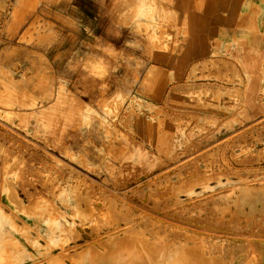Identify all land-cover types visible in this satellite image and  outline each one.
Returning a JSON list of instances; mask_svg holds the SVG:
<instances>
[{
	"label": "rangeland",
	"instance_id": "374dc122",
	"mask_svg": "<svg viewBox=\"0 0 264 264\" xmlns=\"http://www.w3.org/2000/svg\"><path fill=\"white\" fill-rule=\"evenodd\" d=\"M215 48L184 79L168 78L151 105L131 98L82 109L80 126L99 141L72 153L54 143L56 117L41 111L34 129L33 115L0 103L1 264H148L165 251L188 254L189 264H243L255 252L264 264V59L245 40ZM196 233L217 244L201 250ZM177 238L188 246H172ZM9 240L23 249L5 252Z\"/></svg>",
	"mask_w": 264,
	"mask_h": 264
},
{
	"label": "crops",
	"instance_id": "0c3cea01",
	"mask_svg": "<svg viewBox=\"0 0 264 264\" xmlns=\"http://www.w3.org/2000/svg\"><path fill=\"white\" fill-rule=\"evenodd\" d=\"M239 40L264 59V0H0V103L34 129L41 111L56 117L52 142L72 153L99 141L82 109L151 105L168 78Z\"/></svg>",
	"mask_w": 264,
	"mask_h": 264
},
{
	"label": "bare ground",
	"instance_id": "6f19581e",
	"mask_svg": "<svg viewBox=\"0 0 264 264\" xmlns=\"http://www.w3.org/2000/svg\"><path fill=\"white\" fill-rule=\"evenodd\" d=\"M131 15V14H130ZM211 15V14H210ZM209 16V15H208ZM132 17V16H131ZM127 20V19H126ZM142 31V30H141ZM215 60V59H214ZM94 61V60H93ZM89 62V61H88ZM153 62V61H152ZM204 62H206V61H204ZM218 62V61H217ZM86 64V63H85ZM89 64H90V62H89ZM159 64V63H158ZM212 64V63H211ZM223 64V63H222ZM225 64V63H224ZM95 65H97V64H95ZM203 65V64H202ZM227 65V64H226ZM218 67V66H217ZM93 68V67H92ZM98 69H99V67H98ZM150 69V68H149ZM194 69V68H193ZM95 70H96V67H95ZM95 70H94V72H95ZM103 70V69H102ZM151 70V69H150ZM195 70V69H194ZM207 70H209V69H207ZM98 71V70H97ZM193 71V70H192ZM91 72V71H90ZM153 72V71H152ZM225 73V72H224ZM154 74H155V71H154ZM153 74V75H154ZM152 75V76H153ZM189 75V74H188ZM193 77V76H192ZM193 86V85H192ZM237 88V87H236ZM257 122V121H256ZM249 125V124H248ZM251 128V127H250ZM4 131V130H3ZM236 132V131H235ZM10 134V133H9ZM258 134V133H257ZM260 134V133H259ZM0 137H1V135H0ZM226 137V136H225ZM51 138V137H50ZM11 140V139H10ZM220 140V139H219ZM257 140H258V138H257ZM3 141V140H2ZM12 141V140H11ZM48 141V140H47ZM250 142V141H249ZM249 142H248V144H249ZM35 144V143H34ZM234 144V143H233ZM11 146H12V144H11ZM1 147V146H0ZM3 148V147H2ZM232 148V147H231ZM262 148V147H261ZM264 148V147H263ZM5 150V149H4ZM10 150V149H9ZM18 150V149H17ZM220 150H221V147H220ZM42 151V150H41ZM213 151V150H212ZM230 151V150H229ZM263 151V149L261 150V152ZM11 152V151H10ZM25 152V151H24ZM214 152V151H213ZM246 152H248V151H246ZM264 152V151H263ZM1 153H2V151H1ZM5 153V152H4ZM207 153V152H206ZM258 153H259V151H258ZM3 154V153H2ZM20 154H21V152H20ZM221 154V153H220ZM232 154V153H231ZM5 155V154H4ZM14 155V154H13ZM32 155V154H31ZM202 155V154H201ZM12 156V155H11ZM258 156V155H257ZM1 157V156H0ZM34 157V156H33ZM201 157V156H200ZM199 157V158H200ZM208 157V156H207ZM5 158H6V156H5ZM206 158V157H205ZM4 159V158H3ZM216 159V158H215ZM5 160V159H4ZM181 160V159H180ZM187 160V159H186ZM203 160V159H202ZM206 160H207V158H206ZM253 160H254V158H253ZM8 161V160H7ZM27 161V160H26ZM59 161V160H58ZM217 161V160H216ZM255 161H257V160H255ZM254 161V162H255ZM2 162V161H1ZM29 162V161H28ZM261 162V161H260ZM5 163V162H4ZM27 163V162H26ZM25 163V164H26ZM257 163V162H256ZM1 164V163H0ZM18 164V163H17ZM13 165V164H12ZM192 165V164H191ZM35 166V165H34ZM17 167H18V165H17ZM22 167H24V166H22ZM0 168H1V166H0ZM10 168H12L11 166H10ZM9 168V169H10ZM14 168V167H13ZM27 169V168H26ZM223 169V168H222ZM22 170V169H21ZM2 171V170H1ZM33 171V170H32ZM76 171V170H75ZM78 171V170H77ZM162 171V170H161ZM6 172V171H5ZM18 172V171H17ZM22 172V171H21ZM190 172V171H189ZM194 172V171H193ZM4 173V172H3ZM23 173V172H22ZM166 173V172H165ZM164 173V174H165ZM16 174V173H15ZM37 174V173H36ZM167 174V173H166ZM170 174V173H169ZM185 174H187V173H185ZM20 175H21V173H20ZM35 175V174H34ZM41 175V174H40ZM82 175V174H81ZM146 175V174H145ZM181 175V174H180ZM190 175H192L191 173H190ZM22 176V175H21ZM27 176V175H26ZM149 176V175H148ZM147 176V177H148ZM155 176V175H154ZM157 176V175H156ZM15 177V176H14ZM18 177H20V176H18ZM35 177V176H34ZM38 177H40V176H38ZM84 178H86V175H84ZM88 178V177H87ZM159 178V177H158ZM157 178V179H158ZM16 179V178H15ZM54 179V178H53ZM148 179H149V177H148ZM153 179V178H152ZM2 180V179H1ZM40 180V179H39ZM90 180V179H89ZM118 180V179H117ZM123 180V179H122ZM140 180V179H139ZM143 180V179H142ZM146 180H147V178H146ZM15 181V180H14ZM35 181V180H34ZM53 181V180H52ZM85 181V180H84ZM91 181H92V179L90 180V182L89 183H91ZM137 181H138V179H137ZM136 181V182H137ZM141 181V180H140ZM16 182V181H15ZM38 182H40V181H38ZM86 182V181H85ZM84 182V183H85ZM96 182V181H95ZM94 182V183H95ZM41 183V182H40ZM75 183V182H74ZM81 183H82V181H81ZM83 183V184H84ZM87 183V182H86ZM86 183H85V185H86ZM124 183V182H123ZM126 183V182H125ZM130 183V182H129ZM133 183V182H132ZM135 183V182H134ZM139 183V182H138ZM141 183V182H140ZM263 183V182H262ZM11 184V183H10ZM73 184V183H72ZM78 184V183H77ZM92 184V183H91ZM168 184H169V182H168ZM22 185V184H21ZM40 185V184H39ZM74 185H76V184H74ZM153 185V184H152ZM19 186V185H18ZM23 186V185H22ZM43 186V185H42ZM50 186V185H49ZM91 186H93V185H91ZM95 186H97V185H95ZM133 186V185H132ZM131 186V187H132ZM136 186H137V184H136ZM45 187V186H44ZM72 187V186H71ZM77 187H79V186H77ZM81 187V186H80ZM128 187H130L129 185H128ZM128 187H126V188H128ZM161 187V186H160ZM70 188V187H69ZM53 189V188H52ZM71 189V188H70ZM69 189V190H70ZM161 189V188H160ZM169 189V188H168ZM168 189H166V190H168ZM72 190H74V189H72ZM80 190V189H79ZM123 190V189H122ZM128 190V189H127ZM130 190H132L131 188H130ZM155 190V189H154ZM165 190V189H164ZM163 190V191H164ZM24 191V190H23ZM77 192H78V190H76ZM76 191H75V194H76ZM93 191V190H92ZM162 191V192H163ZM26 192V191H25ZM28 192V191H27ZM74 192V191H73ZM124 192V191H123ZM161 192V193H162ZM167 192V191H166ZM115 193V192H114ZM129 193V192H128ZM160 193V194H161ZM164 193V192H163ZM162 193V194H163ZM32 194V193H31ZM36 194V193H35ZM40 194V193H39ZM53 194V193H52ZM96 194H98V193H96ZM110 194H113V193H110ZM126 194V193H125ZM133 194V193H132ZM27 195V194H26ZM83 195H85V194H83ZM83 195H82V198H83V200H86V201H84L83 203H86V202H88V198H84L83 197ZM88 195V194H87ZM116 195V194H115ZM114 195V196H115ZM98 196V195H97ZM102 196V195H101ZM112 196V195H111ZM118 196V195H117ZM123 196V194L120 196V197H122ZM127 196V195H126ZM162 196V195H161ZM29 197V196H28ZM46 197V196H45ZM74 197V196H73ZM119 197V196H118ZM119 197V198H120ZM47 198V197H46ZM77 198V199H76ZM91 198V197H90ZM90 198H89V200H90ZM122 198H124L125 199V197H122ZM131 198V197H130ZM135 198V197H134ZM30 199V198H29ZM75 199L76 200H78L79 199V196H75ZM97 199H98V197H97ZM96 199V200H97ZM101 200V199H100ZM107 200V199H106ZM109 200V199H108ZM119 200V199H118ZM121 200H123V199H121ZM91 201H93V200H91ZM95 201V200H94ZM120 201V200H119ZM125 201H126V199H125ZM77 202V201H76ZM80 202H82V201H80ZM127 202V201H126ZM49 203V202H48ZM52 203V202H51ZM79 203V202H78ZM107 203V202H106ZM129 203V202H128ZM28 204V203H27ZM35 204V203H34ZM101 204V203H100ZM127 204V203H126ZM131 204V203H130ZM52 205V204H51ZM86 206H87V204H85ZM88 205H90V204H88ZM102 205V204H101ZM119 205V204H118ZM129 205V204H128ZM83 206V205H82ZM81 206V207H82ZM116 206V205H115ZM115 206H114V208H115ZM26 207V206H25ZM24 207V208H25ZM48 207V206H47ZM91 207V206H90ZM89 206H87V208H90ZM102 207H104V206H102ZM92 208V207H91ZM90 208V210H92ZM94 208V207H93ZM97 208H98V206H97ZM123 209V208H122ZM97 210V209H96ZM117 210V209H116ZM101 211H103V210H101ZM142 211H144V210H142ZM99 212V211H98ZM134 213V212H133ZM45 214V213H44ZM109 214V213H108ZM228 214V213H227ZM111 215V214H110ZM129 217V216H128ZM127 217V218H128ZM17 218V217H16ZM93 220H94V218H93ZM130 220V219H129ZM133 221V220H132ZM91 223V222H90ZM117 223V222H116ZM115 223V224H116ZM128 223V222H127ZM119 224V223H118ZM125 225V224H124ZM131 226V225H130ZM66 227V226H65ZM109 226H107V228H108ZM121 227H123V226H121ZM23 228V227H22ZM64 228V227H63ZM179 228V227H178ZM60 230H61V228H60ZM65 230H66V228H65ZM78 230H79V228H78ZM81 230H82V228H81ZM104 230H105V228H104ZM103 230V231H104ZM143 230H144V228H143ZM156 230H158V228H156ZM160 230H161V228H160ZM176 230V229H175ZM179 230H180V228H179ZM185 230V231H184ZM113 231H115V230H113ZM121 231V230H120ZM173 231V230H172ZM183 231L185 232V233H191V231L190 230H186V229H184L183 228ZM79 232V231H78ZM81 232V231H80ZM102 232V231H101ZM112 232V231H111ZM193 232V231H192ZM196 232V231H195ZM61 233V232H60ZM109 233V232H108ZM66 234V233H65ZM70 234V233H69ZM83 234H85V233H83ZM104 234H106V233H104ZM195 234V233H194ZM62 235V234H61ZM88 235V234H87ZM103 235V234H102ZM114 235V234H113ZM171 235H172V233H171ZM175 235V234H174ZM178 235V234H177ZM170 236V235H169ZM176 236V235H175ZM98 237V236H97ZM104 237H106V236H104ZM205 235H202V234H200V233H196V235H195V237L194 238H192L193 240H196V242L194 243V244H196L201 250H203V249H205V248H207L208 246H213V245H215V244H217V243H212V244H209L207 241H206V239H205ZM84 238V237H83ZM83 238H81L82 240H83ZM91 237H89V239H90ZM8 239H13V238H8ZM92 239V238H91ZM95 239H96V237H95ZM103 239H105V238H103ZM102 239V240H103ZM179 239H181V238H177L174 242H172L171 243V245L172 246H174L175 244H177V245H179V247H183L184 248V246H188V244H183V242L182 243H180L181 241L179 240ZM4 240V239H3ZM2 240V241H3ZM59 240H60V238H59ZM79 240V239H78ZM15 241V242H14ZM61 241V240H60ZM99 241H101V240H99ZM167 241H168V239H167ZM221 241V240H220ZM4 242V241H3ZM8 242V241H7ZM9 243H11V244H9ZM59 243V242H58ZM67 243V242H66ZM65 242H64V244H66ZM102 243V242H101ZM81 244V243H80ZM83 244H84V242H83ZM98 244H99V242H98ZM2 245H7V244H2ZM58 245V244H57ZM73 245V244H72ZM181 245H183V246H181ZM59 246H61V245H59ZM58 246V247H59ZM79 245H77V247H78ZM92 246V245H91ZM102 246V245H101ZM168 246H170V245H168ZM57 247V246H56ZM66 247V246H65ZM73 247V246H72ZM72 247H69L70 249L72 248ZM76 247V246H75ZM85 247H86V245H85ZM94 247V246H93ZM100 247V246H99ZM171 247V246H170ZM102 248H103V246H102ZM6 251L5 252H10V250L12 251V250H21V249H23L20 245H18L17 244V242H16V240H13V241H10L9 240V242H8V246L6 247ZM62 250H65L64 248H61ZM68 249V248H67ZM66 249V250H67ZM81 249V248H80ZM90 249V248H89ZM106 249V248H105ZM72 250H73V248H72ZM87 250V249H86ZM103 250V249H102ZM208 250V249H207ZM1 251H3V250H1ZM23 251V250H22ZM68 251H70L69 249H68ZM78 251H81V250H79L78 249ZM93 251V250H92ZM101 251V250H100ZM204 251V250H203ZM210 251V250H209ZM209 251H205V252H197L198 254H202V255H204V254H207ZM5 252H4V254H5ZM14 252V251H13ZM12 252V253H13ZM215 252H216V250H215ZM1 253V252H0ZM3 253V252H2ZM19 253H22V252H20L19 251ZM65 253L67 254V252L65 251ZM180 252H178V253H175V256L173 257V258H171V256H172V253H169V252H164L163 253V255H151V256H149L148 257V264H160V263H162V262H165L166 261V263L167 264H169V263H171V262H173L174 264H189L190 263V259H192L188 254H186V253H182V255H180V256H177L178 254H179ZM212 253H214V252H212ZM255 252H250V253H247V255H246V259L245 260H243V264H260L261 263V257L259 256H255V255H253ZM4 254H2V255H4ZM9 254V253H8ZM16 254H18V253H16ZM66 254H65V256H66ZM152 254V253H151ZM6 255V254H5ZM9 255H11V254H9ZM13 255V254H12ZM60 255V254H59ZM64 255V254H63ZM63 255H61V257H65V256H63ZM218 255V254H217ZM14 256V255H13ZM51 256V255H50ZM68 256V255H67ZM73 256H74V254H73ZM76 256V255H75ZM206 256V255H205ZM6 258H8L7 256H5ZM17 257V256H16ZM60 256L58 257V258H61ZM70 257H72V256H70ZM69 257V258H70ZM218 257H220L219 255H218ZM222 257V256H221ZM220 257V258H221ZM4 258V257H3ZM52 258V257H51ZM57 258V259H58ZM66 258V257H65ZM73 258V257H72ZM75 259H76V257H74ZM14 260L16 259V261H17V258H13ZM19 259V258H18ZM21 259V258H20ZM19 259V260H20ZM213 259V258H212ZM222 259V258H221ZM226 259V258H225ZM12 260V259H11ZM50 260H54V259H50ZM61 260V259H60ZM60 260H58V262L60 261ZM68 260V259H67ZM71 260V259H70ZM2 261V260H1ZM5 261H8L9 262V260H6L5 259ZM21 261V260H20ZM57 261L55 260V262L54 263H56ZM58 262H57V264H58ZM70 262V261H69ZM204 261H202V260H200V258L197 256L195 259H194V262L193 263H195V264H201V263H203ZM2 263H5L6 264V262H3L2 261ZM10 263V262H9ZM61 262H59V264H60ZM72 263V262H71ZM208 263V262H207ZM1 264V263H0ZM45 264V263H44Z\"/></svg>",
	"mask_w": 264,
	"mask_h": 264
}]
</instances>
